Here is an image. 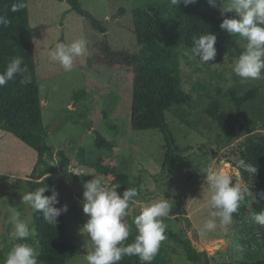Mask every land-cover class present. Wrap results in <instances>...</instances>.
<instances>
[{"label":"rangeland","instance_id":"obj_1","mask_svg":"<svg viewBox=\"0 0 264 264\" xmlns=\"http://www.w3.org/2000/svg\"><path fill=\"white\" fill-rule=\"evenodd\" d=\"M79 1L84 10L105 23L112 51L128 54L139 53L133 9L160 3L166 10V21L169 24L172 10L178 7L171 5L170 0ZM201 4L206 5L207 0H197L194 5L185 7L181 4L179 7L190 11ZM28 7L47 143L55 153L56 165L60 164L56 154L62 151L71 160V168L79 174L71 175L68 171L58 169L52 178L54 188L59 193V209L65 204L69 208L67 213H63L67 223V240L87 253L93 250L86 234L81 232L89 219L82 210L86 189L81 180L88 181L98 176L106 185L112 181V178L102 176L95 168L83 164L87 162L113 166L120 173L127 174L131 182L144 188V198L134 200L130 205L137 214L144 204L168 199L170 216L162 218L167 238L161 247L165 250L169 264H195L188 259L183 248L172 241L173 235L190 240L200 253L207 256L208 264H242L264 260V226L252 218L256 212L264 211V199L252 193L248 187L245 199L249 198L250 202L245 206L243 201L239 208H243L244 212L239 219L232 217L230 224L221 225L219 217L212 216V212L217 209L211 207L210 186L205 178L209 168L216 169L222 163L235 166L239 160H244L246 164L254 166L256 151L246 146V142L254 134H264V73L261 79L242 80L232 71L235 55H227L222 63L216 59L201 63L199 59L186 54L169 24V38L182 61L184 89L193 92L198 84L209 86L210 94L218 99L221 116L236 128L239 124L232 91H235L237 98H242L258 89L259 95L242 106L240 117L254 120L259 126L247 128L242 136L224 143L218 123L203 113V108L210 102L208 93L194 91L196 104L174 105L166 112L169 128L182 152L183 160L176 166L170 165L164 169L167 154L164 135L160 130L138 132L133 129L134 72L122 58L113 64L106 62L102 49L104 35L85 17L75 13L67 2L28 0ZM234 37L238 46L245 48L247 41ZM77 39L87 41L88 51L76 57L72 69L65 71L47 53L56 43H71ZM79 92H83V95L75 97ZM98 135L115 148L99 150L96 147ZM19 144L24 150L7 147L11 153L6 154L7 150L3 149L0 171L17 169L27 173L31 170V164L38 156L22 142L19 141ZM16 149L19 155L17 167L10 163ZM243 170L238 169L240 175L234 177L233 184L239 181L247 185ZM19 185V182L8 179L0 181V264H4L13 245L21 242L14 240L11 235L13 207L22 211L21 219L27 222L30 229H36L34 210L28 204H22V195L28 190L17 194L9 192L16 190ZM116 191L122 198L123 190L119 187ZM133 218L132 215L124 218L129 231ZM209 220H215L217 227L201 236L200 231ZM23 242L37 250L36 232ZM67 264H87L86 255L79 253Z\"/></svg>","mask_w":264,"mask_h":264},{"label":"trees","instance_id":"obj_2","mask_svg":"<svg viewBox=\"0 0 264 264\" xmlns=\"http://www.w3.org/2000/svg\"><path fill=\"white\" fill-rule=\"evenodd\" d=\"M57 1L67 2L75 13L85 17L96 30L104 35L102 49L108 64H113L118 58H122L126 66L133 70L132 127L138 132L160 130L163 133L167 144L164 169L170 165L176 166L183 160L182 152L169 128L166 112L174 105L192 106L196 104L194 91L208 93L210 102L203 108V113L218 123L224 136V143H230L242 136L247 128L259 126L254 120L241 119L240 117L242 106L259 95L258 89L242 98H237L235 91H232L236 105L238 128L221 116L220 104L217 97L210 94L209 86L198 84L193 92L184 89L182 61L169 38V24L172 25L175 38L186 53L193 46L194 37L198 38L201 34L208 32L217 35L215 46L217 48V62H224L227 55H235L237 59L245 50V48L238 46L234 36H229L220 29L219 26L223 17L219 6L214 9L208 3L206 5L201 4L190 11H185L179 6L175 7L168 18L169 24L166 21V10L160 3L133 9L132 16L139 53L128 54L112 51L108 43L105 23L84 10L79 0ZM16 2L17 0H0V15H6L10 20L7 27H0V73L6 69L11 58L19 56L23 58L24 65L28 68L30 82L21 83L22 77L17 76L13 81H9L5 86L0 87V130L18 139L38 156L37 165L26 184V189L29 192L47 185L54 188L53 179L50 175L58 169L67 171L69 167H72V163L64 152L59 151L56 155L60 158V164L56 165L54 162L55 153L48 146L28 0H25L27 4L25 9L12 12L11 6ZM226 15L228 17L233 16L231 13ZM194 58L200 59L198 56ZM81 95L83 92L77 93L75 97ZM246 146L256 151L254 167L257 168V172L252 175L243 170L242 173L250 191L257 193L260 198L264 199V134L250 136ZM96 147L99 150H113L115 148L112 143L100 135H98ZM83 164L95 168L102 176L112 178L111 183L107 186L118 185L123 191L126 188H136L138 197L134 200L144 198V188L131 182L129 176L120 173L117 168L87 162ZM81 182H86V180L83 179ZM45 195L51 196V191H47ZM249 202L250 199L246 198L244 205H248ZM53 207L59 209L58 204L53 205ZM243 212V208L238 209L232 217L237 220ZM133 219L131 220L130 235L124 242L125 244L133 243L138 235ZM57 220L56 226L50 225L43 219L42 213L34 211L39 264H67L70 259L79 254L80 248L65 237L67 223L63 213L57 217ZM171 239L183 248L191 262L200 263L202 253L195 248L190 240L176 235L171 236ZM119 264H143V262L138 256L133 255L124 256ZM151 264H169L165 250L161 246ZM242 264H264V260Z\"/></svg>","mask_w":264,"mask_h":264},{"label":"clouds","instance_id":"obj_3","mask_svg":"<svg viewBox=\"0 0 264 264\" xmlns=\"http://www.w3.org/2000/svg\"><path fill=\"white\" fill-rule=\"evenodd\" d=\"M197 0H170L173 6L185 7L194 5ZM212 8H217L223 17L220 29L229 36H238L247 41L245 50L233 61L232 71L242 80L261 79L264 73V0H207ZM25 0H17L11 6L12 12L25 9ZM227 13H234L228 17ZM10 20L6 15H0V27H7ZM217 35L213 33L201 34L193 38V46L186 54L200 57L201 63L214 61L217 56ZM87 41L77 39L71 43L59 42L51 48L47 55L53 61L59 62L65 71H70L76 57L87 53ZM24 65L22 57H13L6 69L0 73V87L13 81L17 76L22 77L21 83H29L30 75ZM19 74V75H17ZM252 173L257 172L251 164L239 160L235 166L222 163L216 169L209 168L205 176L210 186V204L217 211L212 212L213 217H219L221 225L232 222L233 213L237 212L245 200L249 189L246 184L236 181L234 177L240 175L238 169ZM230 169V171H229ZM71 175H78L74 169H67ZM83 182L86 189L83 193V213L89 219L81 232L90 241L93 250L86 254L87 264H119L124 256H138L143 264H151L160 250L161 243L166 240V225L162 218L169 217L171 210L168 199H160L141 206L139 213H135L130 206L134 198L138 197L136 188H126L121 195L116 191L119 186H107L98 176ZM243 189V190H242ZM51 191V196L45 193ZM59 193L49 185L29 191L22 195V204H28L34 211L40 212L43 219L50 225L56 226L57 217L67 213L69 208L65 204L61 209L53 207L58 204ZM10 222L12 224V237L17 242L7 253L4 264H39V252L29 243L23 242L35 235V230L30 229L27 222L21 219L20 212L12 208ZM132 215L133 223L138 231L135 241L125 244L128 239L129 225L124 219ZM253 220L264 226V211L255 213ZM215 220L207 221L200 235L216 229Z\"/></svg>","mask_w":264,"mask_h":264},{"label":"crops","instance_id":"obj_4","mask_svg":"<svg viewBox=\"0 0 264 264\" xmlns=\"http://www.w3.org/2000/svg\"><path fill=\"white\" fill-rule=\"evenodd\" d=\"M7 147H10L11 149L14 147V149L19 148V150H24V147H22L19 144L18 139L14 138L11 135L7 134L6 132H3L0 130V156H1L4 148L7 150L6 154L11 153V149L7 148ZM17 151L18 150L16 149V152H15V154H13V158L11 159V162H10L11 164H16L15 167L18 166V162H19V155L17 154ZM6 154H4V155H6ZM37 162H38V158L31 164V170L27 173H23L22 171L19 172V171H17V169H13L11 171H5V172L0 171V181L2 179H8L11 182L17 181L20 183L19 187L16 188V190H14V191L13 190L12 191L7 190V191L11 192L12 194H17L19 191L20 192L25 191L26 184L29 181L30 175L34 171V169L37 165ZM56 172H58V171H56ZM56 172H54L50 176L53 178V176ZM21 212L22 211H20V213Z\"/></svg>","mask_w":264,"mask_h":264},{"label":"water","instance_id":"obj_5","mask_svg":"<svg viewBox=\"0 0 264 264\" xmlns=\"http://www.w3.org/2000/svg\"><path fill=\"white\" fill-rule=\"evenodd\" d=\"M79 253L84 254V255L87 254V252L84 250H80ZM200 264H208V258L204 253L201 254Z\"/></svg>","mask_w":264,"mask_h":264}]
</instances>
